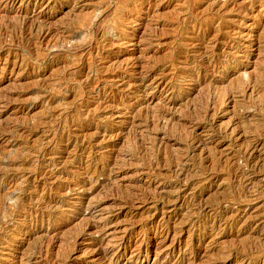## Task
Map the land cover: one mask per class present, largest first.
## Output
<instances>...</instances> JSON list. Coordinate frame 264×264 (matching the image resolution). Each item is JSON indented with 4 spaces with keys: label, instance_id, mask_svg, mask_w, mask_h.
Wrapping results in <instances>:
<instances>
[{
    "label": "rangeland",
    "instance_id": "obj_1",
    "mask_svg": "<svg viewBox=\"0 0 264 264\" xmlns=\"http://www.w3.org/2000/svg\"><path fill=\"white\" fill-rule=\"evenodd\" d=\"M263 110L264 0H0V264H264Z\"/></svg>",
    "mask_w": 264,
    "mask_h": 264
},
{
    "label": "bare ground",
    "instance_id": "obj_2",
    "mask_svg": "<svg viewBox=\"0 0 264 264\" xmlns=\"http://www.w3.org/2000/svg\"><path fill=\"white\" fill-rule=\"evenodd\" d=\"M218 10V9H217ZM23 18V17H22ZM6 28V27H5ZM17 39V38H16ZM255 82V81H254ZM264 111V110H263ZM183 115V114H182ZM201 115V114H200ZM251 123V122H250ZM249 124V123H248ZM260 133V132H259ZM169 165V164H168ZM263 168V167H262ZM163 176V175H162ZM239 180V179H238ZM257 185V184H256ZM170 201V200H169ZM257 239V238H256ZM245 250V249H244ZM230 251V250H229ZM61 262V261H60Z\"/></svg>",
    "mask_w": 264,
    "mask_h": 264
}]
</instances>
